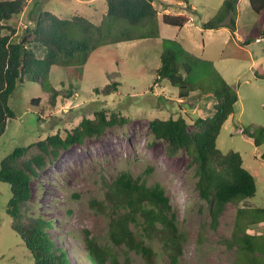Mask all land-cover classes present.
<instances>
[{"label":"rangeland","instance_id":"rangeland-1","mask_svg":"<svg viewBox=\"0 0 264 264\" xmlns=\"http://www.w3.org/2000/svg\"><path fill=\"white\" fill-rule=\"evenodd\" d=\"M223 3L224 0H158V38L103 45L91 53L82 71L74 67L76 73L73 68L53 66L45 84L59 93L55 106L50 103L52 91L28 75L11 95L16 118L8 122L0 138V165L16 147L57 132L65 136L83 117L94 118L97 110L106 109L128 118L124 124L62 150L55 159L48 156L47 165L32 179L33 196L25 215L52 219L53 240L74 260L78 253L86 251L89 232L101 246L112 247L121 263L149 264L140 253L114 246L110 216L102 206L105 184L122 172H130L134 178L164 187L183 232L180 252L166 246L160 237L146 242L154 252L151 264H246L235 233H242L241 229L250 224L249 215L254 213L239 217V208H264V160L259 157L264 153V143L257 146L254 138L244 132L264 126V37L244 44L247 35L256 26L261 27L260 15L249 0L239 1L234 30L230 28V17L218 30L204 29L203 24L217 16ZM43 10L62 18L84 15L98 24L107 12V4L106 0H27L23 13L10 22L18 30V41L24 39L26 29ZM164 14H185L189 21L182 28L172 26L164 23ZM175 45L180 46L181 59L192 67V80L200 82L202 90L218 88L220 76L237 89L240 97L235 117L224 124L217 147L223 153L241 154L245 167L255 173L257 193L227 204L217 223L213 222L209 203L200 196L191 156L185 150L168 155V143L157 139L150 129L155 117L179 115L185 116L194 128L196 118L212 116L215 111L213 96H200L197 90L180 98L177 87L167 81L154 82L157 73L153 68L160 65V53L166 47L176 49ZM113 81L121 83L117 92L105 96L94 91ZM71 84L74 87L70 95ZM34 98H41L39 106L32 105ZM11 197L10 186L0 181V264H35L25 241L12 228L13 218L7 213ZM248 232L264 234V223L253 225Z\"/></svg>","mask_w":264,"mask_h":264},{"label":"trees","instance_id":"trees-1","mask_svg":"<svg viewBox=\"0 0 264 264\" xmlns=\"http://www.w3.org/2000/svg\"><path fill=\"white\" fill-rule=\"evenodd\" d=\"M156 1L106 0L107 12L98 24L84 15L62 18L43 10L36 22L26 29L24 39L18 41V30L10 22L23 13L27 0H0V138L8 122L16 118L10 98L25 75L50 91L51 87L45 81L55 65L73 68L76 73L74 67L82 71L91 53L103 45L158 38L160 16ZM239 1L224 0L217 16L205 22L203 28L218 30L230 17V28L234 30L239 15ZM249 1L251 8L260 15L261 27L256 26L247 35L245 45L264 37V0ZM162 20L182 28L189 18L185 14H164ZM28 43L33 44V47H29ZM175 46L176 49L166 47L160 53V65L153 68L157 73L154 82L167 81L177 87L180 98H187L197 90L200 96H213L216 99L215 111L212 116L196 118L193 121L194 128H191L185 116L179 115L155 117L150 121V129L157 139L168 143V155L175 156L185 150L191 156V164L196 167L199 178L197 188L200 196L209 203L213 222L217 223L227 204L254 197L257 193L256 177L245 167L241 154L236 151L223 153L217 147L218 136L226 121L235 113L240 97L237 89L220 76L218 88L202 90L200 82L192 80V67L181 59L180 46ZM73 87L71 84L70 95ZM119 87L121 83L113 81L94 91L108 96L117 92ZM51 91L50 103L55 106L59 93L54 88ZM41 101V98H34L31 103L39 106ZM127 121L128 118L120 113L97 110L94 118L83 117L65 136L57 132L29 145L18 146L1 161L0 181L7 183L12 193L7 213L13 218V230L25 241L35 264H128L121 263L112 247L101 246L90 237L89 232L85 238L86 251L84 254L78 253L74 260L67 249L58 246L53 240L52 219L25 215L26 205L33 196L32 179L47 165L48 156L55 159L62 150ZM244 132L254 138L257 146L264 143V126L253 132L247 129ZM259 157L264 160V153ZM104 197L102 206L110 216L111 238L115 247H127L140 253L149 264L154 252L146 242H153L156 237H160L166 246L181 251L183 232L179 229L177 214L160 183L150 184L147 179L134 178L130 172H122L105 184ZM248 212L254 214L249 215ZM244 215L251 216L248 228L264 223L262 207L251 211L239 208V217ZM247 227L241 229L242 233H235V240L241 243L244 251L246 264H264V234L250 233Z\"/></svg>","mask_w":264,"mask_h":264},{"label":"crops","instance_id":"crops-1","mask_svg":"<svg viewBox=\"0 0 264 264\" xmlns=\"http://www.w3.org/2000/svg\"><path fill=\"white\" fill-rule=\"evenodd\" d=\"M234 114H235V113H233V114L229 117V119L226 121V124H227V122L230 121L231 119H234V117H235ZM252 173H253V172H252ZM253 175L255 176V173H253Z\"/></svg>","mask_w":264,"mask_h":264}]
</instances>
